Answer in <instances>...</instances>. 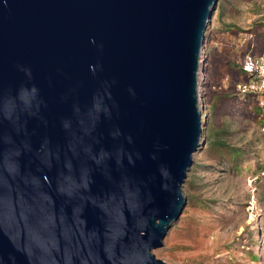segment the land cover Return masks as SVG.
I'll use <instances>...</instances> for the list:
<instances>
[{
  "label": "water",
  "instance_id": "obj_1",
  "mask_svg": "<svg viewBox=\"0 0 264 264\" xmlns=\"http://www.w3.org/2000/svg\"><path fill=\"white\" fill-rule=\"evenodd\" d=\"M219 1L0 0V264H167Z\"/></svg>",
  "mask_w": 264,
  "mask_h": 264
},
{
  "label": "rangeland",
  "instance_id": "obj_2",
  "mask_svg": "<svg viewBox=\"0 0 264 264\" xmlns=\"http://www.w3.org/2000/svg\"><path fill=\"white\" fill-rule=\"evenodd\" d=\"M204 48L203 144L183 214L154 253L167 264H264V113L236 90L246 56L264 51V0H220Z\"/></svg>",
  "mask_w": 264,
  "mask_h": 264
},
{
  "label": "built area",
  "instance_id": "obj_3",
  "mask_svg": "<svg viewBox=\"0 0 264 264\" xmlns=\"http://www.w3.org/2000/svg\"><path fill=\"white\" fill-rule=\"evenodd\" d=\"M205 49V48H204ZM204 53V52H203ZM203 55L201 58V82L203 78ZM242 71L246 76V80L239 82L236 86L237 92L242 95H254L258 101V106L262 113H264V51L260 54H253L246 56L245 62L242 66ZM202 85V83H201ZM202 91V86H201ZM203 99V95H202ZM204 99L201 106L202 113L205 105ZM264 130V128H263ZM264 176V171L262 172Z\"/></svg>",
  "mask_w": 264,
  "mask_h": 264
},
{
  "label": "bare ground",
  "instance_id": "obj_4",
  "mask_svg": "<svg viewBox=\"0 0 264 264\" xmlns=\"http://www.w3.org/2000/svg\"><path fill=\"white\" fill-rule=\"evenodd\" d=\"M250 220H253V217H252V218H250Z\"/></svg>",
  "mask_w": 264,
  "mask_h": 264
},
{
  "label": "trees",
  "instance_id": "obj_5",
  "mask_svg": "<svg viewBox=\"0 0 264 264\" xmlns=\"http://www.w3.org/2000/svg\"><path fill=\"white\" fill-rule=\"evenodd\" d=\"M261 111V110H260ZM259 119H260V117H259ZM262 174V173H261Z\"/></svg>",
  "mask_w": 264,
  "mask_h": 264
}]
</instances>
